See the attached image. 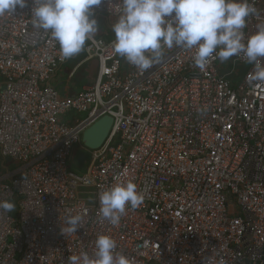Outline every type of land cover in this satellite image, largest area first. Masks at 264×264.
<instances>
[{"label": "built area", "instance_id": "obj_1", "mask_svg": "<svg viewBox=\"0 0 264 264\" xmlns=\"http://www.w3.org/2000/svg\"><path fill=\"white\" fill-rule=\"evenodd\" d=\"M246 37L264 25V0H248ZM32 0L0 16V264H69L94 254L108 235L130 264H264V81L240 56L194 66L195 48H165L141 71L95 34L87 59L94 82L74 96L55 86L74 58L61 57L50 33L32 24ZM121 0H103L95 19L114 22ZM257 63L264 65V58ZM114 118L98 150L83 132ZM76 147L91 153L78 176ZM7 160L12 168L6 165ZM119 176L143 202L112 225L99 216V194ZM81 216L75 233L65 219Z\"/></svg>", "mask_w": 264, "mask_h": 264}, {"label": "clouds", "instance_id": "obj_2", "mask_svg": "<svg viewBox=\"0 0 264 264\" xmlns=\"http://www.w3.org/2000/svg\"><path fill=\"white\" fill-rule=\"evenodd\" d=\"M103 0H32V24L50 33L59 45L61 57L71 58L84 50L86 41L98 31L94 9ZM28 0H0V16L23 9ZM121 14L112 24L115 39L112 51L141 71L158 63L165 48L193 49L194 66L203 69L215 56L225 62L240 56L254 64L251 80L264 81V25L246 37L247 18L256 10L248 0H121ZM115 183L99 194V216L116 225L126 207L137 208L143 194L130 179L115 178ZM14 203L0 201V209L10 212ZM81 216L65 219L61 232L75 233ZM94 254L69 257V264H130L115 251L116 241L97 236Z\"/></svg>", "mask_w": 264, "mask_h": 264}, {"label": "crops", "instance_id": "obj_3", "mask_svg": "<svg viewBox=\"0 0 264 264\" xmlns=\"http://www.w3.org/2000/svg\"><path fill=\"white\" fill-rule=\"evenodd\" d=\"M104 19V18H102ZM97 22H98V26L99 25V21L101 20L100 19H97ZM108 22V24L110 25V29L112 31V24L113 22L111 21H108L107 19H104ZM104 30V29H103ZM105 31V30H104ZM106 33V31H105ZM105 38H108V35L106 33V36ZM108 39H111V38H108ZM87 59V54H86V50H83L81 51L79 54L75 55L74 58L69 62V64H67L62 70L61 72L59 73V75L56 77L55 79V86L58 90H60V92L62 93V96H74V95H77L79 94L82 89H83V86L86 85V84H90L91 82H93L95 80V77H96V73H97V69H98V63L97 62H92L90 65L87 64L86 66H84L79 75L75 78V79H72V73L75 71V69L77 67H80L82 64H84V62L86 61ZM76 63V65H75ZM75 65V67H74ZM74 67V68H73ZM91 68V79L89 80L88 79V72H89V69Z\"/></svg>", "mask_w": 264, "mask_h": 264}, {"label": "water", "instance_id": "obj_4", "mask_svg": "<svg viewBox=\"0 0 264 264\" xmlns=\"http://www.w3.org/2000/svg\"><path fill=\"white\" fill-rule=\"evenodd\" d=\"M98 38H105L106 33L98 28ZM108 39V38H107ZM114 125V118L107 115L88 127L82 134V144L88 151L100 149L109 139Z\"/></svg>", "mask_w": 264, "mask_h": 264}, {"label": "rangeland", "instance_id": "obj_5", "mask_svg": "<svg viewBox=\"0 0 264 264\" xmlns=\"http://www.w3.org/2000/svg\"><path fill=\"white\" fill-rule=\"evenodd\" d=\"M116 21H114L113 23H115ZM99 25L98 28H101L102 30L104 29L108 35V38H111V39H115L114 37V34L113 32L111 31L110 29V25L108 24V22L104 19H101L99 21ZM96 34H99L98 32ZM76 65V63H75ZM74 65V67H75ZM73 67V68H74ZM91 68L89 69V72H88V79L90 80L91 79V76H92V72H91ZM96 78V77H95ZM94 82V81H93ZM80 148V147H79ZM77 149L76 151V156L74 157V154H73V158L72 160L70 161V165H71V170L77 174L78 176H83L86 172H87V168L90 164V161H91V153L88 152V151H83L81 149ZM9 161L7 160L6 162V165L8 168H12V164H8Z\"/></svg>", "mask_w": 264, "mask_h": 264}, {"label": "trees", "instance_id": "obj_6", "mask_svg": "<svg viewBox=\"0 0 264 264\" xmlns=\"http://www.w3.org/2000/svg\"><path fill=\"white\" fill-rule=\"evenodd\" d=\"M88 45H89V41H86V44H85L84 50L87 49ZM78 148H79V147H76V149H75V151H74V157L76 156V151H77ZM79 149H80V148H79ZM8 164H10V163H8ZM11 202L14 203L15 208H14L12 211H10V212L14 213V211L16 210V202H15V201H11Z\"/></svg>", "mask_w": 264, "mask_h": 264}]
</instances>
